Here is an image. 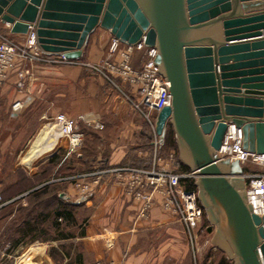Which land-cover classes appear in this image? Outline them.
Listing matches in <instances>:
<instances>
[{
	"label": "water",
	"instance_id": "95a60500",
	"mask_svg": "<svg viewBox=\"0 0 264 264\" xmlns=\"http://www.w3.org/2000/svg\"><path fill=\"white\" fill-rule=\"evenodd\" d=\"M0 21L67 59L82 55L98 26L155 46L167 82L155 130L162 138L171 123L215 242L236 264H264V216L245 201L244 168L217 154L228 123L245 149L264 153V37L230 42L262 35L264 0H0Z\"/></svg>",
	"mask_w": 264,
	"mask_h": 264
},
{
	"label": "rangeland",
	"instance_id": "374dc122",
	"mask_svg": "<svg viewBox=\"0 0 264 264\" xmlns=\"http://www.w3.org/2000/svg\"><path fill=\"white\" fill-rule=\"evenodd\" d=\"M0 34L23 43L29 32L23 34L21 42L13 39L7 30L0 29ZM112 38L113 35L104 36L106 43L100 46L91 48L88 45L73 63L24 65L28 73L23 89L17 86L16 72H11L0 87V140L8 142L0 151V192L7 202L0 209V264H34L33 261L40 257H45V264H126L131 256L137 255H142L138 264H236L228 251L215 242L216 225L208 220L205 211L197 238L191 242L177 216L163 208L158 192L155 195H160L161 211L171 217V222L165 227L149 224L156 202L154 196L145 219H137L136 213L134 225L138 227L132 248L125 247L119 256L115 235L107 234L115 226L101 224L103 209L92 211L82 201L93 193L102 179L97 184L90 178L85 180L91 186L87 194L76 186V178L67 179L72 183V200L55 195L67 187V181L57 179L62 174L69 170L74 172L69 176H74L104 168L105 158L120 147L132 156L131 164H122L149 168L155 163L159 167L166 165L170 170L177 167L179 149L164 144L170 122L165 125L164 136L155 138L152 127L157 112L153 111L150 118H146L134 107L133 103L139 100L137 85L92 67L105 60ZM124 49V44L120 43L118 61L119 52ZM147 59L145 48H133L129 62L138 69ZM18 100L21 106L13 110ZM87 113L97 116L90 119ZM57 114L83 116L90 123L78 119L82 143L71 152L69 159L61 162L55 176L49 159L57 156L59 161L62 158L67 152L66 140L62 139L57 150L30 165L24 162L23 153L43 127L49 134L56 131L51 124ZM93 121H98L102 127H96ZM159 159L163 165L158 164ZM245 167L248 173L264 171L263 165L251 162ZM191 179L196 180L195 177ZM184 184L186 186L187 181ZM60 209L70 210L72 218L57 217L55 212ZM141 222L148 224L138 225ZM83 235L89 237L83 239ZM35 236L37 238L31 240Z\"/></svg>",
	"mask_w": 264,
	"mask_h": 264
},
{
	"label": "built area",
	"instance_id": "2783aa9c",
	"mask_svg": "<svg viewBox=\"0 0 264 264\" xmlns=\"http://www.w3.org/2000/svg\"><path fill=\"white\" fill-rule=\"evenodd\" d=\"M120 43L124 44L125 49L119 52L120 60L118 61ZM133 48H145L147 53L148 59L138 69L132 67L129 62ZM157 53L155 46L145 44L144 37L135 43H126L113 36L105 60L102 64H96L92 67L102 72L105 70L109 75L118 76L131 85H137L139 100L134 102L133 105L146 118H150L153 111L158 113L163 108L167 98V82L162 74L157 71L159 65L155 60ZM114 55L115 58H113ZM73 60L75 59H67L62 54L42 51L32 30L29 31L23 43H17L0 34V87L11 72H16L17 86L23 89L25 77L28 73V70L23 66L28 63H73ZM20 106L21 102L18 100L12 108L16 110ZM79 118L86 120L88 124L90 123L86 117L80 116ZM79 118L57 114L51 124L55 127L56 134L65 137L67 154L73 152L82 143L83 133L78 129ZM93 122L96 127H102L98 121ZM155 122L156 118L152 130L155 138H157L159 134L155 130ZM242 140L241 128L233 123H228L221 145L217 150L218 157L220 159L229 158L231 161L237 160L242 166H245L247 162L264 166V153H256L245 149ZM103 176H113L118 179L122 194L137 205V219L147 217L154 202L155 192H158L162 196L163 208L177 216L191 242L196 240L197 230L203 216V207L198 200L197 189H189L184 184L187 180L195 177L193 171L179 173L175 170L159 167L155 163L149 168L118 164L69 176L65 179L72 180L76 178V186L79 187L81 192L87 194L91 186L85 180L90 178L92 183L97 184ZM244 177L246 180L245 201L251 207L252 213L263 217L264 171L244 172ZM6 203V201H3L0 192V208ZM109 264L119 263L110 262Z\"/></svg>",
	"mask_w": 264,
	"mask_h": 264
},
{
	"label": "crops",
	"instance_id": "0c3cea01",
	"mask_svg": "<svg viewBox=\"0 0 264 264\" xmlns=\"http://www.w3.org/2000/svg\"><path fill=\"white\" fill-rule=\"evenodd\" d=\"M10 27H11L10 24L2 23L0 21V29L7 30L13 39H15L18 42H21V40H23L25 35L11 33ZM260 33H262V35L233 40L230 42H251L254 40H258L264 37L263 28L260 29ZM107 35H112L109 30L104 29L99 26L96 27L95 30L89 35L87 42L83 48V53L88 47V45L92 48V47H96L97 44L98 46H100L106 43V39L104 40L103 37ZM86 115L89 116L88 118L90 119L92 118L95 119V117L97 116L92 113H87ZM7 145H8V142H6L5 139L0 140V151L4 149V147H6ZM70 155L71 153L70 154L65 153L62 155V158H60L57 165L53 167L54 168V170L52 171L53 174L59 169V165L61 164V162L65 161L67 158L69 159ZM131 159H132L131 154H128L127 152H125L123 147H120V148H117L114 151V153H112V155L105 158L104 165L105 167H108V166H115V165L122 164V163H129V162H132ZM160 159L158 161V164L163 165L161 164ZM178 161L179 162L177 164V167L175 168V171L179 173H186V172L192 171L189 165L181 159L179 152H178ZM180 162L183 165L187 166L189 168V171H182L180 169ZM163 166L165 168L168 167L166 165H163ZM244 172H247V171L244 169ZM73 173L74 172L69 173V170H68L67 172H65V174L61 175V178H57L59 180L67 181L66 182L67 187L65 190L61 192V194L64 195L66 199H71V200H72V195H73V190H71L72 183L65 178H67V176ZM57 179H54V180H57ZM82 199H83L82 201L85 202V204L88 207H90L92 211L93 209H97L99 207L100 209L101 208L103 209L104 213L102 214V217L100 220L101 224L108 225V226L109 225L115 226L114 229H111V231H108L107 234L113 233L115 235V239L118 242L117 243L118 244V254H117L118 256L119 254L121 255V252L123 251L125 247L132 248V242L135 240L134 237H136L135 228L138 227L134 225L135 224L134 220H135L136 213H137L136 212L137 206L128 197L123 196L121 192V186L119 185L117 178L113 176H105L104 178H102L101 182L96 187H94L93 193H91L88 197H85ZM97 199H98V202L96 201ZM155 200L156 202L151 210V218H150L151 220L149 224L152 225V227L153 226L165 227L171 222V217L168 214L163 213L161 211V208L159 206V202H160L159 194L155 195ZM145 223L146 222H141V223H138V225L148 224V223L147 224ZM86 237H89V236L83 235L81 238L85 239ZM141 256L142 255H139V256L137 255L136 257L131 256V258L128 259V262L126 264H138L140 261L139 259H141Z\"/></svg>",
	"mask_w": 264,
	"mask_h": 264
},
{
	"label": "bare ground",
	"instance_id": "6f19581e",
	"mask_svg": "<svg viewBox=\"0 0 264 264\" xmlns=\"http://www.w3.org/2000/svg\"><path fill=\"white\" fill-rule=\"evenodd\" d=\"M142 36L141 38H143ZM52 132V131H51ZM62 139L65 140L64 136L56 134L53 131L49 134L47 128L43 127L30 141L31 143L26 148L23 153L24 162L27 164H33L34 162L44 158L51 152H53L60 144H62ZM34 264H45L47 261L45 257H40L35 259Z\"/></svg>",
	"mask_w": 264,
	"mask_h": 264
},
{
	"label": "trees",
	"instance_id": "16d2710c",
	"mask_svg": "<svg viewBox=\"0 0 264 264\" xmlns=\"http://www.w3.org/2000/svg\"><path fill=\"white\" fill-rule=\"evenodd\" d=\"M168 125H169V130H168V132L166 133V135L164 137V144H168L169 146H171L173 148H178L173 127H172L171 123H169ZM49 162H50L51 166L55 167L57 165V163H58V157L57 156L51 157L49 159ZM180 169L182 171H189V168L187 166L183 165L181 162H180ZM245 170H247L246 167H245ZM58 171H59V169L54 173L55 176L58 174ZM69 173H71V172H69ZM186 187L189 188V189H197V187L195 185V182L192 179L187 180ZM61 192H62V190L57 191V193L55 194L57 196V198H59ZM2 199H3V201H5V198L3 197V195H2ZM4 206L5 205H3L0 209H2ZM204 213L205 212H204V209H203V215H204ZM55 215H57V217L63 216L65 218V220L71 219L72 216H73L72 212L70 210H61V209L57 210L55 212ZM32 230H33V226H32V228H30V231H32ZM35 238H37V237L36 236L35 237H31V240H33Z\"/></svg>",
	"mask_w": 264,
	"mask_h": 264
}]
</instances>
